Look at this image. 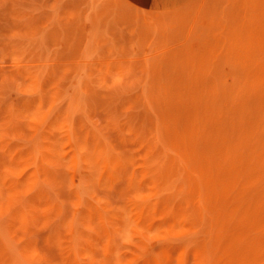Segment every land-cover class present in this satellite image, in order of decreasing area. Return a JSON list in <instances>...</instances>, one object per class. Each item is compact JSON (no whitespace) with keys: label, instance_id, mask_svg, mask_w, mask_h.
<instances>
[{"label":"rangeland","instance_id":"rangeland-1","mask_svg":"<svg viewBox=\"0 0 264 264\" xmlns=\"http://www.w3.org/2000/svg\"><path fill=\"white\" fill-rule=\"evenodd\" d=\"M0 264H264V0H0Z\"/></svg>","mask_w":264,"mask_h":264},{"label":"crops","instance_id":"crops-1","mask_svg":"<svg viewBox=\"0 0 264 264\" xmlns=\"http://www.w3.org/2000/svg\"><path fill=\"white\" fill-rule=\"evenodd\" d=\"M130 7L150 14H166L179 10L193 0H123Z\"/></svg>","mask_w":264,"mask_h":264}]
</instances>
